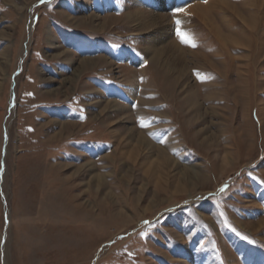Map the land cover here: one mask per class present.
<instances>
[{
    "label": "rangeland",
    "instance_id": "rangeland-1",
    "mask_svg": "<svg viewBox=\"0 0 264 264\" xmlns=\"http://www.w3.org/2000/svg\"><path fill=\"white\" fill-rule=\"evenodd\" d=\"M0 264H264V0H0Z\"/></svg>",
    "mask_w": 264,
    "mask_h": 264
},
{
    "label": "bare ground",
    "instance_id": "bare-ground-1",
    "mask_svg": "<svg viewBox=\"0 0 264 264\" xmlns=\"http://www.w3.org/2000/svg\"><path fill=\"white\" fill-rule=\"evenodd\" d=\"M201 3V2H200ZM165 5V4H164ZM198 9V12H196V14L197 13H199L198 15H200V17L199 18H203V21H204V17H208L209 16V14L211 13L210 11H208V9H207V7L206 6H200L199 8H197ZM222 10V9H221ZM223 11V10H222ZM224 12V11H223ZM192 13V12H191ZM225 13V12H224ZM158 14H160V13H158ZM182 14V13H181ZM193 14V13H192ZM147 15V14H146ZM197 15V16H198ZM158 16V15H157ZM184 16V15H183ZM186 16H188L187 14H186ZM162 17V16H161ZM198 18V17H197ZM143 19V18H142ZM162 19V18H161ZM160 19V20H161ZM125 20H126V17H125ZM141 19H139V21H140ZM157 20H158V18H157ZM171 20V19H170ZM178 20H179V18H178ZM128 21V20H127ZM137 21V20H136ZM164 21V20H163ZM167 21V20H166ZM168 22V21H167ZM171 22V21H170ZM205 22V21H204ZM159 23V22H158ZM170 24V23H169ZM171 25V24H170ZM182 28L184 27V25L183 24H179ZM179 26V27H180ZM152 27V26H151ZM155 27H156V25H155ZM233 29V28H232ZM211 31V30H210ZM165 33V32H164ZM211 33L218 39V40H221L223 37L216 31V32H214V31H211ZM225 38V37H224ZM224 40V39H223ZM230 44H231V42H230ZM173 46V45H172ZM147 52V51H146ZM153 54V53H152ZM129 55V54H128ZM124 57H129V56H127V54H124ZM131 57V56H130ZM130 60V59H129ZM90 62V61H89ZM89 62H87L88 64H89ZM86 63V62H85ZM87 64V65H88ZM86 65V66H87ZM85 65H84V67H86ZM82 69H84V68H82ZM81 70V69H80ZM109 104V103H108ZM259 115H262V113H261V110H259ZM260 119L262 120V118L260 117ZM148 146V145H147ZM146 146V147H147Z\"/></svg>",
    "mask_w": 264,
    "mask_h": 264
},
{
    "label": "snow or ice",
    "instance_id": "snow-or-ice-1",
    "mask_svg": "<svg viewBox=\"0 0 264 264\" xmlns=\"http://www.w3.org/2000/svg\"><path fill=\"white\" fill-rule=\"evenodd\" d=\"M203 2L207 3V0H203ZM184 11H185V9L183 7H178L176 9L177 13H182ZM179 23L180 22L177 21V24H179ZM176 34H177L178 37H180L181 43L189 44L191 47H195L196 46L194 43H191V41L188 39L187 33L182 32L179 28H177ZM221 191H224V189L222 188Z\"/></svg>",
    "mask_w": 264,
    "mask_h": 264
}]
</instances>
